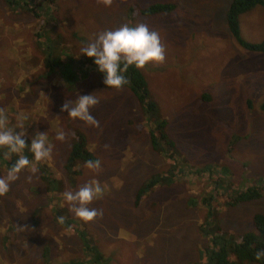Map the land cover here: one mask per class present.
Returning a JSON list of instances; mask_svg holds the SVG:
<instances>
[{
    "label": "rangeland",
    "instance_id": "374dc122",
    "mask_svg": "<svg viewBox=\"0 0 264 264\" xmlns=\"http://www.w3.org/2000/svg\"><path fill=\"white\" fill-rule=\"evenodd\" d=\"M229 2L113 0L106 7L96 0H55L34 2L23 11L0 0V110L8 118L6 127L25 132L28 145L45 133L46 144L53 146L51 157L41 162L26 147L24 156L37 173L29 181L30 171L23 170L0 197V264H87L95 250L100 264H207L222 240L216 229L200 233L206 211L188 202L207 194L216 197L210 221L229 239L238 241L252 231L251 217L264 214V193L234 207L221 201L264 179V112L259 109L264 54L245 50L230 35L224 19ZM152 3L174 9L139 14ZM140 23L157 31L165 48L162 64L139 70L165 121L163 148L171 155L151 148L142 110L126 88L107 87L95 64H69L70 57H86L80 49L98 34ZM238 31L244 43H264V9L242 14ZM51 51L64 64L48 72L45 52ZM90 94L99 101L90 109L98 128L60 111L65 100ZM18 116L26 117L23 128L17 127ZM59 130L66 134L64 142L55 139ZM78 138L101 161L99 173L79 161L64 167ZM4 153L0 177L8 172L4 164L20 155L5 159ZM150 176L159 181L135 201ZM91 180L104 192L88 207L103 215L84 222L69 211L63 193ZM81 236L88 241L86 255Z\"/></svg>",
    "mask_w": 264,
    "mask_h": 264
},
{
    "label": "clouds",
    "instance_id": "9594fccd",
    "mask_svg": "<svg viewBox=\"0 0 264 264\" xmlns=\"http://www.w3.org/2000/svg\"><path fill=\"white\" fill-rule=\"evenodd\" d=\"M97 4L111 6L113 0H96ZM82 55L92 58L99 72L103 73V83L114 89L122 88L128 81L123 75L129 66L144 68L148 63L162 64L165 60V48L161 43V37L157 31H150L146 24L140 23L134 27L127 24L115 30H107L97 35L93 42L80 49ZM121 64L123 65L121 67ZM99 103L93 94L79 96L76 100H65L60 109L67 112V116L73 120L82 121L86 126L99 127V121L91 114L90 109ZM24 116L17 117V127L23 128ZM8 118L3 110H0V148H6L4 158L9 159L11 154H21L28 147L35 162H41L51 157L52 145L46 144L45 133H37L26 144L22 138L25 132H15L7 128ZM55 139L64 142L66 134L63 130L56 133ZM85 168L99 173L101 161L99 159L87 160ZM28 169L31 173L27 177L30 181L38 171L36 164L27 156L19 155V158L8 170L5 177H0V197L5 196L10 190V184L19 178V174ZM103 188L98 180H91L79 190L65 191L64 201L69 205V211L84 222H89L102 216L103 213L95 208L88 207L94 199L103 196ZM59 222H64V217H59ZM24 229V228H21ZM257 261L264 258V250L255 252Z\"/></svg>",
    "mask_w": 264,
    "mask_h": 264
},
{
    "label": "trees",
    "instance_id": "16d2710c",
    "mask_svg": "<svg viewBox=\"0 0 264 264\" xmlns=\"http://www.w3.org/2000/svg\"><path fill=\"white\" fill-rule=\"evenodd\" d=\"M5 6L8 9H13L16 7H20L23 11H30L32 9L31 4L38 3L43 4H52L55 0H2ZM34 3V4H35ZM254 7H261L264 9V0H230L226 13L224 15L226 27L230 33V35L235 39V41L245 50L254 51L257 53L264 54V43L261 42L259 44H251V43H244L240 40L239 31H238V18L247 12L248 10ZM174 9V6L169 3H152L145 7L142 10H139V14L144 16H151V15H159V14H168ZM71 61L69 62L70 66L75 67L74 62H83L86 64H94L93 59L89 57L83 58L82 61H75L72 57H70ZM73 61V62H72ZM64 62H59L58 57L55 56L54 51L50 53L45 52V60H44V67L48 70V72H53L58 70L57 67L63 65ZM123 65L121 64V67ZM101 73V72H100ZM60 74V73H59ZM102 78L104 80V75L101 73ZM125 78L127 79V83L122 87L126 88L134 97L137 104L140 106L142 110V115L144 119V124L147 126V135L148 140L151 148L156 151L157 149H161L164 152L166 151L163 147L168 145L167 140L165 139L164 135V128H165V121L161 120L158 116V110L155 106V103L151 100L147 82L143 77L142 73H140L139 68H136L134 65L129 66L126 72L123 73ZM71 78V77H70ZM259 109L264 112V103L259 106ZM6 148H0V152H6ZM167 155L169 154L168 151ZM20 155H24V150ZM12 156V154H11ZM10 156V157H11ZM17 156V155H16ZM16 156L11 159L10 165L4 164V168L9 170L13 165V162L16 161ZM5 160V159H2ZM87 160L95 161V157H93L89 152H87L85 146V140L79 139L71 145L70 151L65 161L64 167H71L76 164L75 162L79 161V163H85ZM44 170V169H43ZM202 170H200L201 172ZM172 174V173H171ZM173 175V174H172ZM166 177L163 176L160 181H163ZM159 179L157 177H148L142 183L141 186L138 188L135 196V201L138 202L140 197L147 193L154 185L157 183ZM264 193V179H260L258 185H254L252 187H246L242 191L238 193H234L230 197H225L224 200L221 201L227 207H234L240 203H248L251 201H255L259 199ZM215 194V193H214ZM220 195H218L219 197ZM214 198H216L212 194H207L205 196H201L199 198H193L188 200L189 205L192 207H203L206 211L205 219L200 227V233H207L208 229H216L219 231L220 239L222 243L218 245L217 249H212L209 253L208 258H206L207 264H264V258L257 261L255 259V252L264 250V214H255L251 217V232L243 233L238 241H232L229 239L228 235L222 232L217 226L210 221L213 217V212H215L214 207ZM209 221H207V219ZM211 226L213 228H211ZM203 235V234H201ZM213 238V237H212ZM213 241V240H212ZM228 241L227 243L224 242ZM81 243H82V253L84 255V245H87L88 241L86 237L81 236ZM212 243V242H211ZM213 244V243H212ZM46 250V249H43ZM92 256V261H88L87 264H100L99 260L100 254L97 250L94 251ZM44 258L46 256L43 255ZM47 259V258H46ZM47 262V261H46ZM209 262V263H208ZM60 264H86L83 262L78 261H71V262H63Z\"/></svg>",
    "mask_w": 264,
    "mask_h": 264
},
{
    "label": "crops",
    "instance_id": "0c3cea01",
    "mask_svg": "<svg viewBox=\"0 0 264 264\" xmlns=\"http://www.w3.org/2000/svg\"><path fill=\"white\" fill-rule=\"evenodd\" d=\"M32 159H33V157H32ZM34 160V159H33ZM83 164V163H82ZM78 188H79V186L77 185V186H75V191L76 190H78Z\"/></svg>",
    "mask_w": 264,
    "mask_h": 264
}]
</instances>
